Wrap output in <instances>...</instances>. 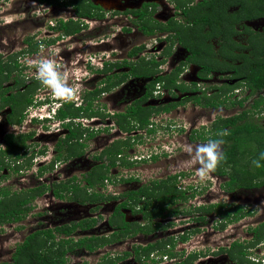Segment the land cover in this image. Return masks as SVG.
Segmentation results:
<instances>
[{
	"label": "flooded vegetation",
	"instance_id": "af4514ba",
	"mask_svg": "<svg viewBox=\"0 0 264 264\" xmlns=\"http://www.w3.org/2000/svg\"><path fill=\"white\" fill-rule=\"evenodd\" d=\"M36 1L41 19H55L46 23L49 34L25 35L20 49L0 51V202L4 189L10 197L30 198L22 219L0 223V246L5 238L15 240L5 243L14 248L0 264H27L24 257L15 262L19 247L35 234L42 244L48 230L56 242L110 239L95 248L77 245L66 252L64 264H140L136 248L154 242L163 246L150 257L142 255V264H240L243 249L246 264H264V238L250 244L264 219L251 222L248 237L222 234L253 216V207L235 199L242 188L229 191L228 175L211 171L223 180L218 187L226 197L214 204L223 211L236 206L251 211L224 227L217 211L202 214L205 220L195 219L200 212L188 213L205 204L180 208L178 179L186 184L193 170L174 172L178 158L193 157L202 142H221L223 151L215 136L227 130L225 119L264 126V104L256 105L264 92L248 82L264 52V21L255 22L264 14L248 13L241 0ZM223 19L232 25L230 34ZM64 24L75 30L65 31ZM5 37L2 44L11 47L19 38ZM22 56L29 69H37L40 59L55 60L61 76L68 74L66 83L77 89L73 98L54 95L41 84L38 70L25 73ZM142 167L155 172L135 174ZM187 184L186 195H196L199 187ZM179 208V215L172 213ZM181 215L187 217L177 222ZM122 216L142 229L112 240L120 232L113 220ZM82 222L90 226L82 228ZM6 223L14 227L11 238L2 229ZM76 224L69 233L59 231ZM218 233L224 243L196 245Z\"/></svg>",
	"mask_w": 264,
	"mask_h": 264
},
{
	"label": "trees",
	"instance_id": "16d2710c",
	"mask_svg": "<svg viewBox=\"0 0 264 264\" xmlns=\"http://www.w3.org/2000/svg\"><path fill=\"white\" fill-rule=\"evenodd\" d=\"M40 1H48L50 3H56V0H40ZM244 0L242 3L244 4ZM245 5V4H244ZM248 13L254 11H261L264 14V0H252L250 4L247 6ZM256 15V14H254ZM249 16V15H247ZM228 17V16H227ZM225 25V32L230 34L233 30L232 25H229L230 21L227 19L221 20ZM65 31H74L75 29L71 28L70 24H64ZM259 47V46H258ZM257 47V48H258ZM256 62L252 67V73L249 76V85L253 89H260V91L264 92V52L260 54ZM9 68V66H8ZM30 101V99H29ZM261 103L264 104V94L260 95L258 102H256L257 107ZM70 111H66L63 114L68 115ZM245 113L241 116L243 117ZM235 118L225 119L222 123V127L225 128L227 126V130H223L220 136H215V139L219 138L223 143V158L219 160L215 171L222 175H228L229 180L227 181V185L229 191H233L237 188H253V187H262L264 186V158H262L261 154L264 153V126L253 124L251 122H246L241 125L233 124ZM220 126V128H222ZM17 141V140H16ZM12 144H15V141H12ZM18 144V143H17ZM259 161L260 166L257 167L253 161ZM178 175L172 176L170 178L171 181L177 179ZM156 181L155 183H157ZM157 185V184H156ZM168 187V185H165ZM173 185H170L168 191L171 190ZM194 188V187H193ZM167 191V192H168ZM178 193V199L184 201L189 200L190 198L195 196V191L192 192L191 196L186 195L185 190L178 189L176 190ZM4 198L0 202V223L14 221L22 219V215H26V212L29 210L27 204L30 201L29 196L19 195L10 197V191L4 189L3 191ZM161 201H165V196H161ZM228 209V208H227ZM243 206H236L233 210L228 209V211H223L222 207H218V205L205 204L201 206L195 207V209H188V213H196L200 212L201 215L205 213H211L213 211H217V213L223 214L225 223L223 226L225 227L228 223L239 220L241 217H244L248 214H251V211H245ZM164 208L159 211L160 215H163ZM182 210L174 209L172 213L175 215H179ZM187 212V211H186ZM195 215V214H194ZM205 216L196 217V220H205ZM116 225L119 226V233L116 237H113L112 240L121 239L130 234V232H138L142 228L139 226L134 227L131 224L125 223L124 216L116 217V220H113ZM79 225V224H78ZM73 225L72 227H59L60 232L69 233L73 228L78 226ZM82 228H85L87 225L86 222L81 223ZM90 226V225H87ZM146 232V231H145ZM254 232L256 234V240L250 244H255L259 242L262 238H264V222L259 226L254 228ZM45 237L41 241L42 244L38 242L36 239L37 234L30 236L18 249L17 252V260L20 257L28 258L27 264H64V255L67 251L74 249L77 245L86 246L88 248H95L99 245H103L110 241V239L103 238L99 240H80L79 243L74 242V239H70L67 241H55V235L52 230H48L44 232ZM31 239H34V242H31ZM258 239V240H257ZM160 242H154L147 246H140V248H136V260L140 261L142 264V255H146L150 257V253L153 250H156L157 247H162L163 245L159 244ZM37 244L41 247H36ZM249 244V245H250ZM37 249V250H35ZM166 252V251H162ZM231 252V256L235 259V255ZM169 255L171 252H167ZM174 254V253H173ZM246 251L241 250L240 260L242 263L246 264L245 261ZM155 258H152L154 260ZM157 260V259H155ZM2 264H10V263H2ZM12 264H18L12 263ZM180 264V263H177Z\"/></svg>",
	"mask_w": 264,
	"mask_h": 264
},
{
	"label": "rangeland",
	"instance_id": "374dc122",
	"mask_svg": "<svg viewBox=\"0 0 264 264\" xmlns=\"http://www.w3.org/2000/svg\"><path fill=\"white\" fill-rule=\"evenodd\" d=\"M244 1H245L244 2L245 6L247 7L248 4H250L252 0H244ZM37 3L38 2L36 0H0V51L3 54H5L6 52H10L12 49H20L19 43L20 41H22V38L25 37V35H28V34L31 35L32 33H35L37 34L38 37H41V36H45V34H49V32L45 30L46 23L47 24L51 23V21L53 22L55 19L53 17H50L49 20L46 19L47 17L45 19L44 18L41 19V17H43L42 16L43 13L42 11H40V9H38ZM235 9H237L236 6L231 8L230 9L231 13ZM37 16H39V18H37ZM42 21L45 22V24L42 25L41 24ZM262 21H264V19L262 18L256 19L255 20L256 25L261 26L263 24ZM6 34L9 37H14V34H15V37H19L18 39H14V44H15L14 46L11 47V43L8 46L6 45L4 46V43L2 44L1 39L6 40V37H5ZM99 53L103 54V52H99ZM45 54L46 53H44L41 56L44 57ZM73 59L76 60V56L73 57ZM27 60L28 59H26L24 56H22V58H19V61L23 63L22 65H24L23 69L25 73L29 69V66H26L28 62ZM40 60H43V59H40ZM32 68L33 69H29V73L37 72L38 68L37 69L36 67H32ZM36 92H38L39 94L42 93V92H39L38 90ZM210 142L206 141V142H202L198 144V146H196V148L194 149L192 153L193 157H182L181 156L180 158H178V161L174 165V168L176 169L174 172L183 170V169L185 170L187 169L189 171L193 170V177H191L190 180H187L186 182L187 183L192 182L196 187H199L194 197L190 198L189 200L177 202L180 208L188 209L191 207V205L197 206L201 204L214 203L217 201H222L223 198H226L223 196V194L221 193V189H219L218 187L223 180H220L218 178H217L218 180H216V178L212 175L211 171L205 172L203 176L199 174V169H201L204 166V162L200 158L197 157L196 149L199 146L207 145ZM189 150H191V148ZM218 151L220 153L222 152V147L220 144H219ZM161 161H163V159ZM164 164L167 165L166 163H161L160 167H163ZM195 168L197 169V172ZM150 170H151L150 174L153 175L155 170L153 168H150ZM135 172H136L135 174H141V176H147L149 174V171L145 167H142V171L139 170ZM178 181L180 182L179 185L182 186L181 187L182 189H184L188 185L187 183L182 184L181 180L179 179ZM213 181H216L217 183H214ZM188 190L189 189H186V192H188ZM234 195H235L236 201L241 202V204L246 206L247 208L253 207L255 209L253 216H251L253 219L250 217H247V218L240 220L237 223H232L233 226H231L229 229H227L222 234H224V236L226 235L227 237H231V238H238L239 236L241 238L248 237L249 235H247V232L252 226L251 222L256 223L260 217L261 219L259 221L264 219V186L259 187V188H253V189L242 188L236 191ZM189 216H192V214L188 215V217ZM103 217H107V213H105ZM182 217H187V216L181 215L175 218V220L178 222L179 219ZM209 217H214V216L211 215ZM250 219L252 220L250 221V223H248L247 221H249ZM55 220L57 219L55 218ZM26 227L28 226L26 225ZM13 228L14 227L10 226L8 223L2 225V229L7 231L6 233L9 234L10 238L12 236L10 233H13L12 232ZM6 233L3 235H6ZM222 234L221 235L220 233L213 234L212 236H210V240H206V241L200 240L201 243L196 244V245L200 247V246H204L205 243H210V248H213L215 247L216 241H218L217 243L219 244L224 243V241H222L221 239ZM14 241L15 240L12 238L11 240L10 239L8 240V238L7 239L5 238V240L1 241L3 245L0 246V251H2L3 255L0 256V261L10 260L14 246H12L13 244H11L10 246H7V245L9 244V242L14 243ZM182 245H183L181 246L182 248L180 247L181 250L184 249L185 247L184 244ZM101 264H107V262H102Z\"/></svg>",
	"mask_w": 264,
	"mask_h": 264
},
{
	"label": "clouds",
	"instance_id": "9594fccd",
	"mask_svg": "<svg viewBox=\"0 0 264 264\" xmlns=\"http://www.w3.org/2000/svg\"><path fill=\"white\" fill-rule=\"evenodd\" d=\"M67 72L61 76L58 71L57 63L55 60H42L38 65V79L41 84L48 86L54 95L61 98L72 99L73 94L76 93L77 89L70 87L67 83ZM219 143L221 142H210L207 145L199 146L196 149V155L204 162V166L199 169V174L203 176L205 172L215 170L217 163L223 158L222 153L218 151ZM264 158V153L261 154ZM253 163L259 167V161H253Z\"/></svg>",
	"mask_w": 264,
	"mask_h": 264
}]
</instances>
